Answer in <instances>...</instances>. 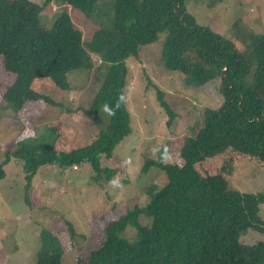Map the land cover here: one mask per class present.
Listing matches in <instances>:
<instances>
[{"label": "trees", "instance_id": "1", "mask_svg": "<svg viewBox=\"0 0 264 264\" xmlns=\"http://www.w3.org/2000/svg\"><path fill=\"white\" fill-rule=\"evenodd\" d=\"M110 2L102 14L101 0L46 1L78 10L96 22L97 29L84 41L64 10L47 26L41 9L27 0H0V59L4 71L13 76L3 95L7 106L16 109L26 101L57 106L31 85L46 80L69 90L70 74L81 73L87 80L93 70L91 54L104 67L90 108L83 111L88 117L105 115L107 124L88 145L67 154L41 144L14 154L23 164L25 188L45 165L68 169L87 164L95 181H109L115 175L113 168H102L101 160H112L115 149L131 133L126 62L137 60L142 47L163 36L164 68L179 73L193 88L219 81L222 104L205 108L189 128L177 162L164 163L163 151L158 160L145 162L142 172L155 166L164 184L151 193L145 206L134 205L109 223L102 244L82 264H264V220L259 215L264 192H240L221 172L205 175L199 170L204 161L227 151L264 165V35H250L244 52L200 26L187 11V0ZM120 95L124 100L116 115L108 116L103 105L114 106ZM156 98L169 127L175 114L162 93L157 91ZM4 177L1 165L0 181ZM141 216L149 223L142 225ZM248 230L263 240L242 245L239 238ZM35 261L63 264L59 242L50 232L42 231Z\"/></svg>", "mask_w": 264, "mask_h": 264}, {"label": "rangeland", "instance_id": "2", "mask_svg": "<svg viewBox=\"0 0 264 264\" xmlns=\"http://www.w3.org/2000/svg\"><path fill=\"white\" fill-rule=\"evenodd\" d=\"M46 1L27 0L41 9L47 26L64 10L84 41L97 29L96 22L78 10ZM101 2L99 10L103 14L110 0ZM186 8L200 26L244 52L249 49L250 35H264V0H187ZM163 40L162 36L156 43L142 47L137 60L126 62L125 101L131 133L115 149L112 160H101L102 168L115 170L109 181L93 180L87 164L68 169L45 165L25 188L23 164L14 157L25 148L40 144L67 154L88 145L91 137L105 127V115L88 117L83 111L89 110L104 71L99 58L91 54L93 70L87 80L81 73L69 75V90L46 80L31 85L35 93L57 106L26 101L16 109L7 106L3 99L13 76L4 71L0 59V166L5 170L0 181V264H36L42 231L58 240L63 264H82L102 244L109 223L134 205L145 206L151 193L164 184L165 178L155 166L142 172L145 162L158 160L161 151L164 163L177 162L189 128L199 121L205 108H217L223 99L219 81L193 88L179 73L166 70L161 59ZM157 91L175 114L169 127L168 117L157 101ZM243 158L227 151L204 161L199 170L205 175L221 172L228 184L240 192H264V165ZM259 215L264 220V203ZM140 223L146 225L149 220L141 216ZM262 240V235L252 230L239 238L242 245Z\"/></svg>", "mask_w": 264, "mask_h": 264}, {"label": "clouds", "instance_id": "3", "mask_svg": "<svg viewBox=\"0 0 264 264\" xmlns=\"http://www.w3.org/2000/svg\"><path fill=\"white\" fill-rule=\"evenodd\" d=\"M123 100H124L123 95H120V97L118 98L117 103L114 106L110 107L108 104H104L103 105V111L105 113H107V115L110 116V117L111 116H115L117 110L119 109L120 102H122ZM113 183H115V182H113Z\"/></svg>", "mask_w": 264, "mask_h": 264}, {"label": "bare ground", "instance_id": "4", "mask_svg": "<svg viewBox=\"0 0 264 264\" xmlns=\"http://www.w3.org/2000/svg\"><path fill=\"white\" fill-rule=\"evenodd\" d=\"M139 218V217H138Z\"/></svg>", "mask_w": 264, "mask_h": 264}]
</instances>
